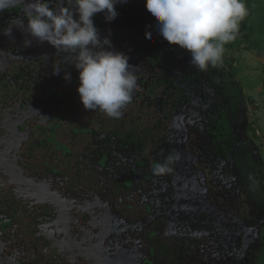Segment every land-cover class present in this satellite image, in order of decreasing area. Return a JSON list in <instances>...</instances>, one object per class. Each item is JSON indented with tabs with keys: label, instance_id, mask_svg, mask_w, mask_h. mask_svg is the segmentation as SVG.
I'll list each match as a JSON object with an SVG mask.
<instances>
[{
	"label": "rangeland",
	"instance_id": "obj_1",
	"mask_svg": "<svg viewBox=\"0 0 264 264\" xmlns=\"http://www.w3.org/2000/svg\"><path fill=\"white\" fill-rule=\"evenodd\" d=\"M53 4H57V0H53ZM115 7L118 15L113 24L138 27L144 35L146 32H151L153 41L152 46H144L142 49L140 44H131V39L124 41L125 43L119 41L126 39L128 37L126 35L123 38H121L123 35H118L115 39H110L111 50L126 54L129 57V65L134 68L133 71L137 76V85L133 90L132 99L122 110V116L118 119L126 118L124 125H129L133 121L140 128L152 129L153 140L170 135L173 128L185 131L186 136L183 140L180 139L181 134L177 135L175 147L179 148L182 140L184 145L182 158L186 155L190 160L188 148L198 143L200 135H202V127L207 122L204 112L214 108V102L224 107L231 122V133L234 138V148L230 153L227 167L224 166V170L226 173L229 171L233 174V180L241 186L235 192L229 191L226 198L202 195L201 192L205 188L204 186H210L208 183L209 176L205 172L207 166L205 165L206 167L202 168L194 160L198 174L197 176L194 175L191 180L185 178L180 180L179 184H181L176 192L175 205L172 207H175V211L179 209L195 210L209 201L202 207L218 225L228 230L240 231L242 239L240 255L244 259L240 264H258L259 253L264 250V49H259L258 34L250 31L247 36V34H244L245 30L242 31L241 27L252 25L255 28L259 21V13H248L244 21L241 22L236 39L224 46L222 63L215 68L209 67L207 71L200 72L191 64V56L187 50L181 49L178 45L169 44L159 34L158 22L146 10L145 0H127L126 3L117 4ZM8 11L7 13L5 11L1 13L5 22L0 26V63L7 65L6 70L9 68H12L9 70H13L15 63L22 64L23 62L30 63L35 69L34 57L36 55L43 58L42 55L57 53L58 50L48 42L40 43L24 30L27 21L23 14L22 4ZM93 20L101 38L105 37V30L98 24L96 18L93 17ZM140 24L145 26H139ZM9 28H11V34L5 35L4 33ZM243 34L246 36H243ZM245 37L254 41L250 42ZM26 40L31 41L30 45L25 46ZM10 48L19 50V59L11 55ZM155 50H159L158 55L162 54L165 57V64H162L161 68L163 65H168L172 69L180 71V74L187 76L190 73L194 74L196 77L195 86L198 88L199 93L204 92L210 95L213 103L210 105L211 99H207L206 95L198 94L193 95L191 101L184 102L179 107L176 104L174 107L173 102L164 90V86L158 84L146 74L148 68L145 64L150 61L149 55ZM70 55L73 56V54ZM11 56L14 58L12 62L7 61ZM40 58H38V63H35V65L38 64V67L43 66V62L39 63ZM76 78L78 79L77 76ZM48 82L51 85L45 86L44 84L43 87L37 88V91L27 87H22L18 91L17 88L20 86H11L9 91L3 88L1 86L2 82H0V135L5 134L8 138L11 137L7 148L1 150L11 156L13 165L15 164L19 168V177L29 179L30 183L39 180L29 173L36 164L38 165V160L37 157L31 158L30 154L25 155L23 153L25 143L35 136L45 137L48 135L69 151H81L84 146L79 141L84 140L86 134L81 132L79 137L82 136V140L79 138L75 140L77 136L75 137L71 133L72 129H75L72 123H75L74 121L77 123L81 116L93 118L96 113L97 116L103 114L99 110H86L82 103L77 100L76 103L79 104L70 102L69 98L62 95L64 93L62 90L65 91V89L60 81L56 84H52L53 80ZM73 84L74 89L78 88V80H75ZM57 92L63 96L60 98L62 102L48 104L46 98L51 95L57 97ZM144 92L151 99L149 103H144L143 100L138 98ZM207 105L210 106L205 107ZM104 116L108 120L114 119L116 121L117 119ZM31 117H33L32 123H35V126L32 131H29L30 128H28L25 121ZM198 119L203 124H199ZM154 124L155 127L152 128ZM84 149L86 148L84 147ZM39 157L38 159H40ZM148 157L149 160L153 159L151 154H148ZM153 163V161L148 160L143 162V160L137 158L136 167L131 170L133 174L132 181H138L139 178L135 177L136 173L142 175L147 166L151 170ZM237 163L239 166H237ZM2 166L0 164V185L5 184L4 186L8 188L4 192L0 190V256H2L0 264L3 262L5 264H15L13 261L16 260H18L16 264H30L34 257L43 264H95L90 259V253L70 249L66 243L60 239L58 240L56 235L52 238L46 234H43V237L39 236L37 241L39 246L33 249L30 256H27L25 260L16 258L18 252L15 253V250L17 248L13 245L7 247L3 242L4 236H2V232L7 233L8 227H10L3 225V217L8 219L15 217L13 216L14 210L12 207L19 211H24V207L35 210V215L39 214L37 219L42 220L39 223L41 224V230H46L47 226L50 225L48 216L54 217L53 220L55 221L63 211L55 200L44 193L38 192L33 183L24 185L20 181H16L13 175ZM59 169L61 171V167ZM76 170L75 166L71 165L65 175L72 178ZM2 171L5 173L4 177L1 176ZM39 181L47 183L53 188L55 187L58 192L62 190L67 193L69 219L63 227V232L69 234L71 226L74 229V234H81L85 231V234L89 235L86 237H90L97 230H100L99 217L97 214H93L92 199L88 194H79L77 197L74 190L64 185L65 180L57 172L50 173ZM63 192L60 193L61 196H63ZM144 201L136 194L130 197L127 204H125V200L116 202L112 198L107 199V204L111 206L110 209L114 210V215L124 216L123 219L126 221H137V224L134 225L136 237L126 238L133 244L134 249L138 248L139 244L141 249L139 237L143 233L142 227L145 225L143 221L152 218L154 213L151 207L152 204H144ZM147 205L151 206L147 207ZM107 209V215L110 216L112 213L109 207ZM43 213L44 215L40 216ZM82 217L85 218L82 219ZM43 221L47 224L45 225ZM7 223L10 224L9 221ZM111 232L112 230L101 237L103 240L106 237L109 238L105 245L98 244L100 239L97 245L99 249L102 248V257L109 264H116L119 255L116 256L110 247L119 246V242L112 238L117 237L119 239L124 237L125 234L112 235V238H110L109 234ZM120 233H122L121 230ZM42 240L48 243L44 248L41 245ZM116 248L121 249V247ZM127 248V246H124L122 250L125 251ZM115 251L117 254L119 253L116 249ZM140 252L143 258L147 257L145 256L147 251L140 250ZM132 253L138 255V251L133 250ZM121 258L123 259V257ZM134 264H138V262Z\"/></svg>",
	"mask_w": 264,
	"mask_h": 264
},
{
	"label": "flooded vegetation",
	"instance_id": "obj_2",
	"mask_svg": "<svg viewBox=\"0 0 264 264\" xmlns=\"http://www.w3.org/2000/svg\"><path fill=\"white\" fill-rule=\"evenodd\" d=\"M5 12L7 13L9 11L6 10ZM94 18L97 19L98 24L105 30V36L109 39H115L118 35H123L121 36L123 38L126 35L128 36L126 39L119 41L124 42L131 39V44H140L142 49L144 46L153 45L152 39L149 40L146 38L138 27L132 25H115L113 24L114 20L107 22L104 13H97ZM4 22L5 19L0 13V26ZM139 26L145 25L140 24ZM9 50H11V55L15 58H20L17 48H10ZM158 53L159 50H155L149 55L150 61L145 64L148 68L146 74L155 82L164 86V90L173 102L174 107L176 104L179 107L182 103L191 101L193 95L198 94L206 95L207 99H211L210 105L213 103L210 95L204 92L199 93L198 88L195 86L196 77L194 74L190 73L188 76L180 74V71L174 70L168 65H163L161 68V65L165 64V57L162 54L158 55ZM56 54L50 53V55H42L43 58L36 55L34 62L38 63V58H40L39 63L43 62V66L38 67V64L35 65L34 63L35 69L30 63L23 62L22 64L15 63L16 65L13 67V70H9L12 68L6 70L7 65L0 63L1 86L9 91L11 86H20L17 88L18 91L22 87L37 91V88L43 87L44 84L45 86L51 85L48 82L50 80H53L52 84L60 81L65 89V91L62 90L64 92L62 95H65V98H69L70 102L79 104L81 101L77 87L74 89L73 86L75 80L79 82V79L76 78V76H79V73L72 64L73 56L70 55L71 53L62 51H57ZM13 56L7 61L12 62L14 59ZM58 69L59 72H57ZM65 73H70V81L64 78ZM57 94V97L54 95L48 96L46 98L47 103H61L62 100L60 98L63 96L59 92ZM138 98L143 100L142 102L144 103H149L151 100L145 92L138 96ZM76 100L79 103H76ZM157 103L159 104V102ZM214 105L216 108L214 107L209 109L208 112H204V117L207 118V122L202 127V135H200V139L196 144L197 146L192 145L193 147L190 146L188 148L191 157L190 160H188L186 155L182 158L184 152L182 140L186 136L185 131L173 128L170 135L168 134L158 140H153L151 134L152 129L140 128L133 121L129 125H124L126 118L116 119V121L114 119L108 120L105 118V114L97 116L96 113V116H93V118L90 116H81L77 123L76 121L72 123L75 129H72L71 133L75 137L77 136L75 140H78V138L82 140V136L79 137L81 132L86 134V138L79 141L86 148L84 149L82 147L83 149L81 151H69L65 149V146L59 145V143L55 142L56 140L51 139V136L48 135L45 137L35 136L31 138L29 142L25 143L23 153L25 155L30 154L31 158L37 157L38 165L34 164L35 167L29 173L34 175V178L41 180L50 173L57 172L65 180L64 185L74 190L77 197L79 194H88L92 199L93 214H97L99 217L100 230H97L90 237H86L89 235H86L85 231L81 234H74V229L71 226L69 228V231H71L69 234L63 232V227L69 219L67 193L61 190L63 192V196H61L62 193L55 190V187L53 188L51 185L37 180L33 182L44 186L46 185V188L54 190L59 195L64 207L60 203H57L63 212L55 221L53 220L54 217L48 216L50 225L47 226L46 230H41V224L39 223L42 220L37 219L39 214L35 215V210L24 207V211H19L12 207L14 210L13 216L15 217L13 219L3 217L2 220L3 225L10 226L8 227L9 230L4 227L7 233L4 234L2 232V236H4L3 242L7 247L11 245L16 247L17 250H15V253L18 252L16 258L25 260L27 256L31 255L33 249L39 246L37 242L39 236L43 234L51 237L56 235V238L66 243L70 249L72 248L77 252L90 253L92 257L90 259L95 264H109L102 257V248L99 249L97 243L100 239L98 244L105 245L109 238L106 237L103 240L101 237L112 230L109 234L110 238H112V235L125 234L124 237L119 239L117 237L112 238L119 242V246L110 247L116 256L119 255L116 259V264H134L136 262L138 264H240L244 260L240 255L242 245L240 231L228 230L218 225L208 215L207 211L204 210L205 208L202 207L209 201L200 205V208L198 207L195 210L179 209L175 211V207H172L175 205L176 192L181 184H179L180 180L184 178L191 180L194 175L197 176L198 174L194 160L202 168L207 166V170L205 171L203 169V171L209 176L208 183L210 186H204L205 188L201 192L202 195L206 194L210 197L221 196L226 198V194L229 191L235 192L241 186L233 180V174L229 171V173H226L224 170V166L226 165L227 167L230 153L234 148V138L231 133V122L224 107L216 102H214ZM222 114L229 124L230 133L229 136L227 132L225 133V137H215L209 131V118L211 119L213 116V118H216L217 115ZM32 118L25 121V123L27 122L28 128H30L29 131H32L35 126V123H32ZM128 121L130 120L128 119ZM197 122L203 124L200 119ZM154 127L155 124L152 128ZM178 134H181L180 139L182 140L180 147L176 148L175 144ZM10 138L5 134L3 136L0 135V164L11 175L13 173H11L10 168L14 169L15 172L13 175H15L16 181H19L16 178L29 180L25 177H19V168L15 164L13 165L11 156L5 154L4 150H1L7 148L10 143ZM58 140L61 141L60 139ZM148 154H151L153 159L149 160ZM176 154L179 155V159L174 160V163L170 165L172 168L170 173L161 176L153 174L152 168L155 163H163L167 157L170 155L175 156ZM137 158L143 160V162L148 160L154 163L151 166V170L147 166L142 175L137 174V172L135 177L139 179L133 182L131 170L136 167ZM71 165L77 169L72 178L69 175H65L68 173L69 166ZM237 166H239L238 163ZM59 167H61V171ZM3 172H1L2 177L5 176ZM4 185H0L1 192H4L8 188ZM41 193L46 194L45 192ZM134 194L138 195L140 199L145 200L144 204H152L150 206L154 212L152 218H146L147 220L143 221L145 225L142 227L143 233L139 237L141 249L140 244L137 246L139 249H134L133 244L128 241L129 239H126L131 236L136 237L134 225L137 224V221H126L123 219L124 216L114 215V210L112 208L110 209L111 206L107 204L108 198H112L116 202L118 200H125V204H127L130 197ZM150 206L147 205V207ZM108 207L113 215H107ZM116 211L118 212L117 209ZM42 215L44 213L40 214V216ZM84 218L82 217V219ZM8 221L10 224L7 223ZM120 230L122 233L119 234ZM46 244L48 243L45 241L41 242L42 248ZM124 246L128 247L125 251L122 250ZM116 247H121V249H117ZM115 249L119 252L118 254ZM133 250L138 251V255L133 254ZM140 250L147 251L146 258H143ZM5 256L9 257L8 255ZM141 257L143 258L142 260L140 259ZM1 259L2 256H0V261ZM13 262L16 264L18 260ZM257 263L259 264V259ZM2 264H5V262ZM30 264H43V262L34 257L30 261Z\"/></svg>",
	"mask_w": 264,
	"mask_h": 264
},
{
	"label": "clouds",
	"instance_id": "obj_3",
	"mask_svg": "<svg viewBox=\"0 0 264 264\" xmlns=\"http://www.w3.org/2000/svg\"><path fill=\"white\" fill-rule=\"evenodd\" d=\"M127 0H0V13L23 5L24 30L40 43L73 54L78 70L77 92L86 110H99L110 118H120L130 103L137 76L129 57L113 51L110 39L101 38L93 17L104 13L112 22L116 5ZM145 7L158 22L159 34L171 45L187 50L191 64L200 72L222 63L224 46L236 39L240 24L248 15L244 0H145ZM11 34V28L4 33ZM152 39L151 32L145 33ZM31 41L26 40L25 46ZM59 72V69L57 70ZM65 79L71 80L70 73ZM179 155L155 163L152 172L161 176Z\"/></svg>",
	"mask_w": 264,
	"mask_h": 264
},
{
	"label": "trees",
	"instance_id": "obj_4",
	"mask_svg": "<svg viewBox=\"0 0 264 264\" xmlns=\"http://www.w3.org/2000/svg\"><path fill=\"white\" fill-rule=\"evenodd\" d=\"M244 2L249 14L259 13V21L257 22V26L255 28L252 25H246L245 27H241V29L242 31L245 30L244 34H247V36L250 31L258 34L257 41H259V49H264V0H244ZM244 34L243 36H246ZM245 39L250 42L254 41L246 37ZM213 117L211 119L209 118V131H211V135L215 137H225V133L228 132L227 134L229 136L230 128L225 116L222 114L217 115L216 118ZM259 264H264V250L259 253Z\"/></svg>",
	"mask_w": 264,
	"mask_h": 264
},
{
	"label": "water",
	"instance_id": "obj_5",
	"mask_svg": "<svg viewBox=\"0 0 264 264\" xmlns=\"http://www.w3.org/2000/svg\"><path fill=\"white\" fill-rule=\"evenodd\" d=\"M10 171L11 173L14 174V169L10 168ZM12 174V175H13ZM13 177L15 178V175H13ZM17 180L21 181L22 183L26 184V185H29L31 183L34 184V187L37 191H41V192H45L46 194H48L49 196H51L56 202L60 203L63 207H64V204H63V201L61 200V198L59 197V195L52 189H48L46 188V185H42V184H38V183H35V182H31L30 183V180H25V179H18L16 178Z\"/></svg>",
	"mask_w": 264,
	"mask_h": 264
}]
</instances>
